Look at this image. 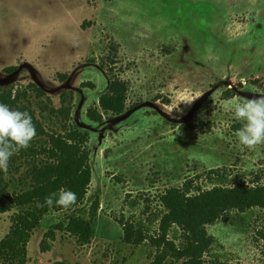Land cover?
I'll list each match as a JSON object with an SVG mask.
<instances>
[{"label": "rangeland", "instance_id": "1", "mask_svg": "<svg viewBox=\"0 0 264 264\" xmlns=\"http://www.w3.org/2000/svg\"><path fill=\"white\" fill-rule=\"evenodd\" d=\"M109 67L130 83L128 108L96 123L86 113L99 106ZM259 80L264 0H0V90L26 93L21 104L47 134L77 126L89 135L85 199L43 215L24 264H149L157 248L148 236L127 243L125 231L157 236L167 189L187 179L192 193L264 185V144L240 146L243 122L228 110L264 95ZM43 159L10 157L0 171V241ZM73 216L91 220L87 243L60 229ZM207 231L215 241L206 261L264 264V208L227 212ZM169 238L179 243L180 231Z\"/></svg>", "mask_w": 264, "mask_h": 264}, {"label": "trees", "instance_id": "2", "mask_svg": "<svg viewBox=\"0 0 264 264\" xmlns=\"http://www.w3.org/2000/svg\"><path fill=\"white\" fill-rule=\"evenodd\" d=\"M102 66L107 67L104 63ZM15 70V68H13ZM110 80L107 90L99 97V106L87 110V117L93 122L101 123L105 117L120 115L128 108L127 99L130 83L107 69ZM264 94V81H256ZM34 87L43 95L44 92ZM13 89L0 90V104L11 110L28 112L35 126L36 135L26 149L11 157L37 158L43 156L41 163H33L29 170L30 188L16 197V205L21 207L11 218L9 233L0 241V259L5 264H24L26 246L32 232L36 229L43 215L50 209L62 210L57 206L40 207L45 198L60 189L71 190L76 194L73 209L85 199L91 182L89 164L90 150L87 147L89 135L77 126L66 129L64 133L47 134L41 123L20 99H26ZM229 100L234 95L223 93ZM47 136V142L40 147L38 141ZM194 185L187 179L181 187L167 189L161 204L165 210L159 219L157 236L146 235L143 229L129 227L125 231L127 243L141 244L145 236L157 248L149 264H164L168 256L179 264H223L220 261H206L205 256L211 251L214 237L207 231V226L216 223L230 211L244 212L253 207L264 208V185L249 186L244 183L232 187L214 186L208 190L198 189L192 193ZM69 209V210H70ZM7 211L6 205L0 204V213ZM82 242L87 243L92 233L91 220L73 216L66 225L60 227ZM174 229L180 231L181 240L177 243L169 238Z\"/></svg>", "mask_w": 264, "mask_h": 264}, {"label": "clouds", "instance_id": "3", "mask_svg": "<svg viewBox=\"0 0 264 264\" xmlns=\"http://www.w3.org/2000/svg\"><path fill=\"white\" fill-rule=\"evenodd\" d=\"M228 110L234 120L243 122L235 133L240 146L253 150L264 144V95L239 99ZM35 135V126L28 112L11 110L7 105L0 104V171L7 172L10 157L26 149ZM76 200L74 192L60 189L46 197L39 206L55 205L66 211L76 204Z\"/></svg>", "mask_w": 264, "mask_h": 264}]
</instances>
